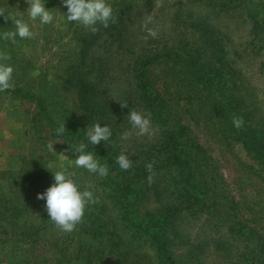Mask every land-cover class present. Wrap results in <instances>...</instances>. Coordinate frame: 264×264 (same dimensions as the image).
<instances>
[{"label": "rangeland", "instance_id": "rangeland-1", "mask_svg": "<svg viewBox=\"0 0 264 264\" xmlns=\"http://www.w3.org/2000/svg\"><path fill=\"white\" fill-rule=\"evenodd\" d=\"M59 1L47 0L46 3V8L52 9L56 16L54 24L39 25L29 21L33 32L31 39H18L16 44L0 41V50L7 52L15 69L14 87L0 92V171L19 168L25 159L36 161L42 167L49 162L68 166L74 179L82 184L96 185V203L109 222L113 237L122 235L123 243L126 241V246L122 245L124 264H158L149 240L125 228L119 205L111 199L110 189L103 187L106 186L104 177L82 172L65 160L63 155L73 159L68 143L57 138L55 130L42 122L46 117L38 104L13 93L16 87L22 86L26 93L42 95L48 106L63 104L66 110L67 105L75 109L76 94L72 92L80 89L83 100L86 93L81 85L90 81L98 87L96 97L107 105L101 106L114 117L109 124L110 142L102 146L113 157L126 153L135 163L159 165L158 175L148 188L153 199L141 209L160 214L167 209H179L171 214L165 234L170 243L168 248L178 259L176 264H238L241 253L247 251L245 245L236 242L220 218L186 212L179 199L170 198L166 189L172 188L176 172L166 167L165 153L158 157L163 161L147 158L151 149L163 147L165 137L162 125L148 113L142 94L137 93L135 74L140 69L141 78L150 75L162 89L170 86L169 96L175 98L172 103L177 105L176 114L185 118L182 124L188 125L216 161L220 174L225 176L226 187L243 207L248 208L247 217L263 232L264 181L255 161L238 140L229 138V133L225 136L210 108L201 110L202 104L196 101L190 105L189 97H194L187 94L188 84L174 81L163 61L148 68L145 64L156 55L179 49L184 43H197L204 48L213 43L211 52L222 56L225 63L222 66L227 77L234 81L236 88L233 90L241 98L254 128L264 131V0H110L114 22L107 28L99 27L95 33L76 23L73 27L65 24L61 12L66 11L59 6ZM27 8L25 0H0V10L6 15H20L18 10L26 11ZM23 16L27 20L26 12ZM149 18L148 26L156 32L155 37L149 36L143 27ZM11 26L10 20L0 16V31ZM53 83L57 84L55 88ZM55 89L59 96L61 93V99L53 97ZM131 110L150 117L156 130L154 134H136L127 122ZM75 111L77 118L83 119L84 110ZM126 132L128 138L122 139ZM27 166L24 164L25 168ZM159 194L165 198H158ZM5 253L11 257L13 251ZM5 253L0 250V259ZM4 262L0 264H7Z\"/></svg>", "mask_w": 264, "mask_h": 264}, {"label": "trees", "instance_id": "trees-1", "mask_svg": "<svg viewBox=\"0 0 264 264\" xmlns=\"http://www.w3.org/2000/svg\"><path fill=\"white\" fill-rule=\"evenodd\" d=\"M59 6L67 11L62 6V0L59 1ZM73 23L69 25L73 27ZM213 47V43L208 48L197 43H184L179 49L156 55L145 67L159 62L162 64L163 61L168 72L173 74L174 81L186 82L189 89L187 94L194 97H189L190 105L196 101L202 104L201 110L210 108L218 124L221 123L225 136L229 133V138L238 140L255 161L259 176L264 181V131L254 128L249 114L243 108L241 98L233 90L236 88L234 81L227 77L228 73L222 66L225 64L222 56L211 52ZM139 72L140 69H137L135 74L138 80L135 85L137 93L142 94L148 113L162 125L165 137L163 147L151 149L147 158L158 159L162 153L166 154V167H171L176 172L172 188L166 189L170 198L179 199L186 212L203 213L225 222L229 234L247 249L246 253H241L238 264H264V231H259L247 217L248 208L243 207L226 187L225 176L220 174L216 161L209 156V152L199 143L188 125L182 124L185 118L176 114L177 105L172 103L175 98L171 99L169 96L170 86L162 89L157 85L155 78L150 75L141 78ZM55 85L57 84L53 83L54 88ZM21 87H16L13 93L36 102L38 109L46 117L42 120L44 124L56 130L65 123L66 129L61 139L66 143L76 145L85 139L84 129L88 124L109 125L114 119L112 114L104 109L107 105L96 97L98 87L90 81L81 85L86 93L83 100L80 98V89L71 91L76 94L75 109L84 110L81 113L83 119L77 118L75 109L70 105H67V110L63 104L48 106L42 95L26 93ZM53 97L61 99L62 95L60 93L59 96L58 89H55ZM234 118L243 120L240 128L233 125ZM102 144L94 146V151L97 156H101L100 162L109 167L108 176L103 178L106 185L103 187L110 189L111 199L119 205L121 221L125 228L138 237L149 240L151 247L156 251L158 264H176L178 259L168 248L170 243L165 239V234L168 233L171 214H175L179 209H167L166 213L161 214L156 211L143 212L141 209L147 201L150 203L153 199L148 188L153 178L158 175L159 165L154 167V164H151L152 168L149 169L147 165L150 163L142 161L138 164L133 158H129L132 162L131 168L121 170L115 163L118 155L113 157ZM89 150H92L91 145ZM70 151L74 159L75 155ZM160 160L161 158L158 159ZM24 164L28 165L27 168ZM82 172L87 171L82 169ZM51 183L50 171L31 159H25L19 168L0 171V250L3 253L10 249L13 251L11 257L5 253L0 262L124 264L125 251L122 245L126 246V241L124 244L122 235L113 237L109 222L97 203L88 206L82 222L71 233H64L48 219L44 202L37 200L36 195ZM158 196L165 198L162 194ZM110 257L114 259L111 261Z\"/></svg>", "mask_w": 264, "mask_h": 264}, {"label": "clouds", "instance_id": "clouds-1", "mask_svg": "<svg viewBox=\"0 0 264 264\" xmlns=\"http://www.w3.org/2000/svg\"><path fill=\"white\" fill-rule=\"evenodd\" d=\"M28 4L26 11H19L20 15H6L0 10V16L11 21L8 30L0 31V41H7L16 44L19 40L31 39L33 36L32 25L29 21L38 22L39 25H51L56 22V16L52 9L46 8L47 0H25ZM62 6L66 12H61L65 24L76 23L85 30L95 33L99 27L107 28L114 22V9L110 0H62ZM27 13V20L23 13ZM151 23L149 18L143 24L149 36H156V32L148 25ZM10 56L6 51L0 50V92L10 90L14 87V67L9 62ZM129 122L136 134L143 136L154 134L150 117L136 110H131L127 115ZM103 125V126H102ZM233 125L240 128L243 125L241 118H234ZM65 123L55 130L57 138H62L65 132ZM85 139L78 144L68 143L70 150L73 151L75 158L69 159L63 155L76 169H83L89 174L97 177H106L109 174L107 164H102L95 151L94 146L102 142H110L112 131L110 126L105 123L91 124L84 129ZM129 133L122 134V139H127ZM66 142V141H65ZM92 150H89V146ZM53 151V147H52ZM115 163L121 170H128L132 166L126 153L117 156ZM52 174V183L43 192L36 195V199L44 202V209L48 219L54 223L64 233H71L76 226L82 222L86 209L91 204L97 202L96 185L94 183L82 184L78 179H74V173L64 164L49 162L44 165ZM149 169L152 165H147ZM151 179V177H149Z\"/></svg>", "mask_w": 264, "mask_h": 264}]
</instances>
